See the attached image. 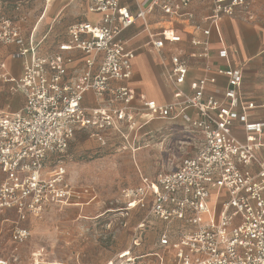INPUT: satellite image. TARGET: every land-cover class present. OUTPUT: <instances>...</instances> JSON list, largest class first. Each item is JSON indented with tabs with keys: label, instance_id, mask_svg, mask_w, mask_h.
<instances>
[{
	"label": "built area",
	"instance_id": "1",
	"mask_svg": "<svg viewBox=\"0 0 264 264\" xmlns=\"http://www.w3.org/2000/svg\"><path fill=\"white\" fill-rule=\"evenodd\" d=\"M195 1L153 0L132 13L118 0H93L88 11L100 21L71 24L66 40L47 55L19 26L0 18V48L15 46L13 58L22 62L17 80L0 75L24 100L17 111L0 113V225L10 224L15 250L29 240L31 220L54 208L96 202L91 186L70 183L63 163L79 133L104 146L113 132L123 149L134 150L149 123L179 120L199 135L192 155L119 191L125 212L144 211L164 226L152 248L141 251L145 225L139 223L115 264H264V159L258 155L264 123L251 119L257 106L243 99L242 70L214 67L210 48L214 33L221 44L217 56L228 61L220 21L252 20L250 2L210 0V15L196 19L189 10ZM154 9L191 30L186 46L172 27L149 36L151 50L167 53L162 76L172 96L166 104L137 99L130 89L136 53L121 38L137 21L148 31L147 14ZM218 77L226 79L220 97L208 92ZM87 94L92 106L84 104Z\"/></svg>",
	"mask_w": 264,
	"mask_h": 264
},
{
	"label": "rangeland",
	"instance_id": "2",
	"mask_svg": "<svg viewBox=\"0 0 264 264\" xmlns=\"http://www.w3.org/2000/svg\"><path fill=\"white\" fill-rule=\"evenodd\" d=\"M89 1L49 3L59 10L68 4L63 17H68L71 24L81 21ZM44 5L46 0H0V18L16 20L27 32ZM16 8L22 9L21 15ZM62 23L54 24L43 47L63 36L64 28L59 27ZM147 131L151 133L144 135ZM142 132L135 145L138 150L123 149L120 136L113 132L106 134L104 146L89 133H79L63 163L70 183L91 186L97 195L96 202L84 208H54L31 220V236L18 250L13 247L10 224L0 225V260L8 264H115V255L130 247L135 228L141 222L145 227L141 230L140 250L152 248L164 225L144 211L125 212L119 191L137 185L140 177L153 179L168 172L195 151L199 135L179 120H155Z\"/></svg>",
	"mask_w": 264,
	"mask_h": 264
},
{
	"label": "crops",
	"instance_id": "3",
	"mask_svg": "<svg viewBox=\"0 0 264 264\" xmlns=\"http://www.w3.org/2000/svg\"><path fill=\"white\" fill-rule=\"evenodd\" d=\"M92 1L93 0H90L87 3L81 21L74 23L90 22L95 24L100 21L99 14L90 13L88 11ZM118 1L121 6H125L132 13H136L138 8L142 10L148 9L153 0ZM248 1L250 2L252 20L246 21L239 18H223L220 21L223 42L228 51V61L225 62L218 58L217 52L221 44L217 41L213 33L210 37L211 62L214 67L224 69L230 66L242 70L241 93L243 99L249 102L251 101L257 106L255 110L249 113L251 119L264 123V0ZM53 4L54 3L50 4L49 0H46L43 11L27 32L16 20L7 17L1 18L9 19L19 26L22 36L25 39L31 38L35 44H38L39 54L47 55L55 49L57 43L66 40V30L68 26L74 24H70L68 17H63V11L68 8V4L60 10L54 8ZM210 8V0H198L190 5L189 10L194 13L196 19H201L210 15ZM16 11L20 13L18 15L22 14V9L16 8ZM60 21L63 22L61 26H59L64 28L63 36L61 38L55 37L50 41L48 47H43L42 44L48 39L54 24H59ZM147 22L148 31L144 30L142 24L137 21L135 25L126 29L121 34V38L126 41L128 47L133 49L136 53L133 60V75L128 82V86L133 90L137 99L153 100L158 104H166L170 101L172 96V91H170L162 76V63H168L166 59L167 53L166 51L157 53L151 50L148 45L150 40L149 36L151 34L155 37L159 34L161 29L172 27L184 40L181 46H186L185 41L188 37L187 33L191 32V30L185 24L182 25L174 21L170 22L167 17L156 9L147 14ZM204 27L206 26L204 25ZM197 36L202 38L200 34ZM15 52L16 47L12 45L0 48V64L4 65V68L0 69V75L6 73L12 80H17L22 70L21 60L13 58ZM194 74L200 76L201 72L197 70ZM12 80L6 81L0 77V113L17 111L24 102L22 94L13 89L14 83ZM225 84L226 79L224 77H218L217 88L215 91L208 92L214 94L216 97H220L222 93L221 90ZM84 104L87 106H92L94 104L91 94L85 96ZM147 126L145 128H147ZM145 133L148 135L151 131ZM261 141L263 146L258 150V155L264 159V129ZM138 149L139 148L135 150Z\"/></svg>",
	"mask_w": 264,
	"mask_h": 264
}]
</instances>
